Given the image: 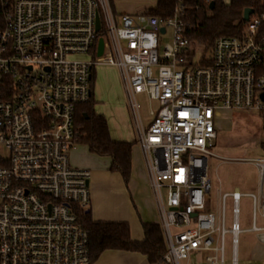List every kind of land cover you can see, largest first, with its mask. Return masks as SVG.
<instances>
[{"label":"built area","instance_id":"2783aa9c","mask_svg":"<svg viewBox=\"0 0 264 264\" xmlns=\"http://www.w3.org/2000/svg\"><path fill=\"white\" fill-rule=\"evenodd\" d=\"M0 1V264H90L78 213L90 208L91 174L74 167L69 153L76 109L89 102L98 66L119 70L159 209L165 263L238 264L242 233L264 243V157L214 152L221 112L258 111L264 120V14L251 15L241 36L219 38L205 66L194 64L182 5L162 18L119 15L112 0ZM142 95L158 103L147 125ZM211 158L254 165L258 192L234 189L210 208ZM243 197L252 204L249 229L240 221Z\"/></svg>","mask_w":264,"mask_h":264},{"label":"trees","instance_id":"16d2710c","mask_svg":"<svg viewBox=\"0 0 264 264\" xmlns=\"http://www.w3.org/2000/svg\"><path fill=\"white\" fill-rule=\"evenodd\" d=\"M157 0L156 7L149 13L168 18L179 6L185 9L186 36L203 47L201 65H209L216 41L222 37H236L244 33L246 22L244 11L253 9L254 15L264 14V0ZM3 14L0 1V31ZM95 71L91 81V97L88 103L79 105L75 115L76 144L87 146L89 152L107 157L109 171L122 176L126 185L131 178V154L134 142H117L110 135L106 118L95 111ZM264 127V120H263ZM80 225L89 233L90 264L95 263L106 251L138 253L147 257L150 264H166V242L160 224H144V239L134 241L131 228L125 222H97L90 208L78 213Z\"/></svg>","mask_w":264,"mask_h":264},{"label":"rangeland","instance_id":"374dc122","mask_svg":"<svg viewBox=\"0 0 264 264\" xmlns=\"http://www.w3.org/2000/svg\"><path fill=\"white\" fill-rule=\"evenodd\" d=\"M118 13H135L145 11L154 5V0H113ZM171 41V33L164 37L161 43V53L166 44ZM204 49L195 45L193 56L194 64L203 59ZM74 59L76 57H73ZM78 59L90 60L92 55L80 56ZM102 91L105 106H118L127 102L124 86L116 67L98 66L95 68V90ZM141 105V116L144 121L151 119L150 111L157 110L158 103L150 101L146 96H139ZM124 105V103H123ZM109 107V108H111ZM238 118L232 119V112H221V119H217L219 130H221L222 141H215L214 152L224 159H259L264 157V127L263 118L258 111H238ZM128 114V113H127ZM130 124L134 125L132 115H128ZM233 120V123H232ZM217 123V122H216ZM71 164L79 168V163L88 165L94 160L87 146L76 144L70 153ZM209 179L212 183V191L207 195L210 208L217 210L220 197L224 193L232 192L239 188L243 193L252 192L258 183L259 173L256 167L249 163L231 162L223 159L211 158L209 160ZM165 194V193H164ZM252 204L251 200L243 197L240 201V221L242 229H249L252 225ZM254 233H242L239 237L238 264H253L255 249L258 247ZM264 247V246H262ZM231 259L232 255L229 253ZM183 264H186L184 262Z\"/></svg>","mask_w":264,"mask_h":264},{"label":"crops","instance_id":"0c3cea01","mask_svg":"<svg viewBox=\"0 0 264 264\" xmlns=\"http://www.w3.org/2000/svg\"><path fill=\"white\" fill-rule=\"evenodd\" d=\"M114 10L117 14L136 15L147 13L156 7L157 0H154V5L146 8L145 11L135 13H118L115 4L112 0ZM103 88L99 91L95 90L94 83V98L95 111L97 114L103 115L108 123L110 135L117 142H134L132 147L131 162V178L128 185L125 184L122 176L118 173L109 171L111 161L107 157L94 156L95 161L88 162V165L82 166L79 163V169L90 171V192L91 204L90 211L92 217L97 222H125L130 225L131 237L134 241H142L144 239V224H159V209L149 186V179L144 162V154L137 142V131L135 124H130L128 115L131 116L127 102L105 106L102 103L104 96ZM111 107V108H109ZM238 112V111H236ZM128 113V114H127ZM222 116V115H221ZM218 118L221 119L222 117ZM239 115L232 112L231 118L237 119ZM232 120V123H233ZM218 121L216 123L217 139L222 141L221 130H219ZM145 125L149 123L144 121ZM221 143V142H220ZM222 144V143H221ZM75 167V166H74ZM77 168V167H76ZM239 189V188H235ZM259 179L253 193L258 192ZM240 190V189H239ZM257 249H255L253 264H264V243L260 242L257 237ZM93 264H150L146 256L122 251H106Z\"/></svg>","mask_w":264,"mask_h":264},{"label":"water","instance_id":"95a60500","mask_svg":"<svg viewBox=\"0 0 264 264\" xmlns=\"http://www.w3.org/2000/svg\"><path fill=\"white\" fill-rule=\"evenodd\" d=\"M211 6H214V2L211 3ZM254 14V10L253 9H246L244 11V16H243V20L244 22H249L250 20V17L251 15ZM96 26H97V32H99L100 30V22H99V18H97V23H96ZM162 33L165 32V29H162L161 30ZM103 52H104V41L103 39H99V50H98V56L101 57L103 55ZM89 182H88V186H89Z\"/></svg>","mask_w":264,"mask_h":264}]
</instances>
